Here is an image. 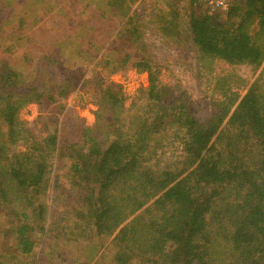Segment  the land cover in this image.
Instances as JSON below:
<instances>
[{
  "label": "trees",
  "instance_id": "trees-1",
  "mask_svg": "<svg viewBox=\"0 0 264 264\" xmlns=\"http://www.w3.org/2000/svg\"><path fill=\"white\" fill-rule=\"evenodd\" d=\"M120 1L109 4L120 10ZM156 1L147 23L169 43H192L200 68L262 67L259 76L241 96L234 74L217 75L215 111L200 119L145 56L136 12L127 40L147 86L127 106L120 85L101 82L93 125L62 143L56 130L36 135L20 114L31 104L42 114L67 86L39 85L41 69L26 83L2 66L0 264L39 244L93 237L111 239L113 264H264V0L215 12L204 0Z\"/></svg>",
  "mask_w": 264,
  "mask_h": 264
},
{
  "label": "rangeland",
  "instance_id": "rangeland-1",
  "mask_svg": "<svg viewBox=\"0 0 264 264\" xmlns=\"http://www.w3.org/2000/svg\"><path fill=\"white\" fill-rule=\"evenodd\" d=\"M131 1L117 2L120 11L110 6L109 0H0V69L6 65L18 71L26 83H33L41 69L39 85L67 86V96L56 97L58 103L42 114L34 104L22 110L21 119L36 135L56 130L60 141L68 143L82 127L92 126L101 82L102 88L111 83L120 85L127 106L139 89L147 86V73L134 67L139 51L127 40L128 18L136 12L145 56L161 72L163 84L173 87L175 94L186 93L192 112L200 119L215 111L217 75L234 74L232 82L237 83L235 91L241 96L259 76L262 67L257 72L223 63L212 72L200 68L192 43L180 47L169 43L147 23V9L156 0ZM179 1L181 7H187L188 0ZM126 7L127 14L123 12ZM127 54L132 58L120 64ZM237 77L243 83L237 82ZM58 174L63 175V170ZM45 238L50 242L52 236ZM110 241L93 237L85 242L59 240L46 248L39 244L36 254L11 264H113Z\"/></svg>",
  "mask_w": 264,
  "mask_h": 264
},
{
  "label": "built area",
  "instance_id": "built-area-1",
  "mask_svg": "<svg viewBox=\"0 0 264 264\" xmlns=\"http://www.w3.org/2000/svg\"><path fill=\"white\" fill-rule=\"evenodd\" d=\"M209 7L210 12L217 10L226 11L229 6L230 0H204Z\"/></svg>",
  "mask_w": 264,
  "mask_h": 264
}]
</instances>
